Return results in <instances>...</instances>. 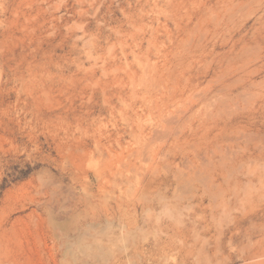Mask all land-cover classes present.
<instances>
[{"label":"rangeland","instance_id":"1","mask_svg":"<svg viewBox=\"0 0 264 264\" xmlns=\"http://www.w3.org/2000/svg\"><path fill=\"white\" fill-rule=\"evenodd\" d=\"M0 264H264V0H0Z\"/></svg>","mask_w":264,"mask_h":264}]
</instances>
